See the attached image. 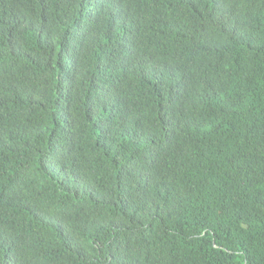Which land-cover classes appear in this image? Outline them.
Segmentation results:
<instances>
[{"label": "trees", "instance_id": "16d2710c", "mask_svg": "<svg viewBox=\"0 0 264 264\" xmlns=\"http://www.w3.org/2000/svg\"><path fill=\"white\" fill-rule=\"evenodd\" d=\"M0 264H264V0H0Z\"/></svg>", "mask_w": 264, "mask_h": 264}]
</instances>
